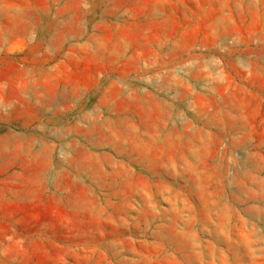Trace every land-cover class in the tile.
<instances>
[{"label": "rangeland", "instance_id": "1", "mask_svg": "<svg viewBox=\"0 0 264 264\" xmlns=\"http://www.w3.org/2000/svg\"><path fill=\"white\" fill-rule=\"evenodd\" d=\"M0 264H264V0H0Z\"/></svg>", "mask_w": 264, "mask_h": 264}]
</instances>
